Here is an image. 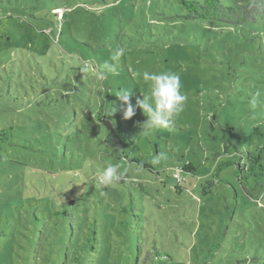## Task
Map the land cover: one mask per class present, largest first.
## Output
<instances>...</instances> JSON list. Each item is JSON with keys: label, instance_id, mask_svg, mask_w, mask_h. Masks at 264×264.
<instances>
[{"label": "rangeland", "instance_id": "rangeland-1", "mask_svg": "<svg viewBox=\"0 0 264 264\" xmlns=\"http://www.w3.org/2000/svg\"><path fill=\"white\" fill-rule=\"evenodd\" d=\"M186 13L0 0V264H264V20ZM145 72L180 77L169 128L142 127Z\"/></svg>", "mask_w": 264, "mask_h": 264}, {"label": "clouds", "instance_id": "clouds-1", "mask_svg": "<svg viewBox=\"0 0 264 264\" xmlns=\"http://www.w3.org/2000/svg\"><path fill=\"white\" fill-rule=\"evenodd\" d=\"M124 54L123 48H118L113 54L115 61L119 56ZM83 73L93 71L87 65L82 66ZM108 73L118 75L117 66L115 63L105 64L104 70L97 72L100 79H104ZM145 81H149V95H144L142 99L137 100L143 112L148 119L143 124V129L154 130L161 128H169L173 123V118L179 115L185 106L187 96L180 91V77L175 73H143ZM131 91L123 89L116 93L125 103L127 109L125 117L131 118L135 114L134 106L129 103ZM252 103L256 104V99L253 98ZM159 162V158L154 160V163ZM121 176L119 165L111 164L105 167L100 174L99 183L101 185H110Z\"/></svg>", "mask_w": 264, "mask_h": 264}, {"label": "trees", "instance_id": "trees-1", "mask_svg": "<svg viewBox=\"0 0 264 264\" xmlns=\"http://www.w3.org/2000/svg\"><path fill=\"white\" fill-rule=\"evenodd\" d=\"M180 1L187 9L185 18H210L226 23H243L257 20L259 17L264 20V0H231L229 4L222 0ZM137 161L143 163L141 160ZM177 171L180 173L181 169H177L175 173Z\"/></svg>", "mask_w": 264, "mask_h": 264}, {"label": "built area", "instance_id": "built-area-1", "mask_svg": "<svg viewBox=\"0 0 264 264\" xmlns=\"http://www.w3.org/2000/svg\"><path fill=\"white\" fill-rule=\"evenodd\" d=\"M55 11L58 13L59 17H62V15H63V13H64V9H63V8H61V7H57V8L55 9ZM179 174H180L179 172L176 173V176L179 177Z\"/></svg>", "mask_w": 264, "mask_h": 264}]
</instances>
